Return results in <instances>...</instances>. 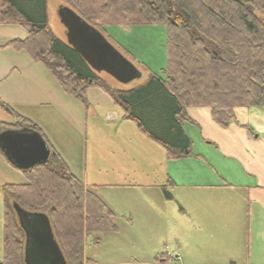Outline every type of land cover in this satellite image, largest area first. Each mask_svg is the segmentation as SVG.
Listing matches in <instances>:
<instances>
[{"label": "trees", "instance_id": "obj_1", "mask_svg": "<svg viewBox=\"0 0 264 264\" xmlns=\"http://www.w3.org/2000/svg\"><path fill=\"white\" fill-rule=\"evenodd\" d=\"M63 1L101 34L110 26L163 25L166 66L160 76L150 73L127 90L107 88L66 42L50 34L47 0H0V25H16L27 33L7 46L44 62L61 89L74 97L101 89L123 111V119L165 148L169 159L191 155L182 130L185 109L208 108L221 127L236 123V109H264V0ZM20 123L17 129L38 133L26 119ZM48 147V162L21 171L26 183L5 185L4 196L27 212L45 210L67 264L88 263L86 237L116 231L114 216ZM10 208L4 205L0 264H24V233Z\"/></svg>", "mask_w": 264, "mask_h": 264}, {"label": "rangeland", "instance_id": "obj_2", "mask_svg": "<svg viewBox=\"0 0 264 264\" xmlns=\"http://www.w3.org/2000/svg\"><path fill=\"white\" fill-rule=\"evenodd\" d=\"M46 3L48 31L57 39L66 42L65 30L57 16L58 8L67 6L66 2L47 0ZM15 30L14 36H11L13 38H20L26 34V31L19 26ZM102 34L142 75L140 81L123 85L105 73L96 74L107 88L112 91L127 90L143 83L150 73L160 76L166 66L163 25L110 26L106 27ZM5 54L9 56L10 63L12 62L17 68H22L26 74L24 77L26 84L23 82L20 87H16V94L6 85V81L0 87V97L14 99L19 105L18 111L25 115L21 117L19 112L13 109L15 122L20 123V118L24 117L23 119L35 126L48 146L68 165L70 173L83 180L85 187L89 190L93 189L90 181L92 176L96 175L95 168L104 169L102 159L107 152V146L111 144L114 147L116 142L120 146L118 141L120 137L127 143V158L137 152L138 148L134 151L133 143L129 141L131 133H123L119 129L116 131V128L111 130L112 124L105 121L106 109L118 106L112 100L110 101L109 96L101 89H89L81 98L74 97L61 89L54 74L44 62H34L24 50H16L14 47L7 49ZM3 89L8 94L3 92ZM21 96L28 97V100L21 101ZM136 143L134 141L135 145ZM118 151L120 152L119 149ZM98 175L99 181H104V172L101 171ZM7 183L22 185L26 183V180L21 171L6 168L0 157V259L2 258L4 205L9 208L12 205L11 198L3 195V187ZM103 192L101 190L100 193ZM197 193H194L195 197L198 196ZM131 194L133 200L142 199L141 194L136 195V190ZM180 194L182 192L179 194L177 192L178 196ZM110 197L118 199L117 196ZM162 197L160 202L155 199L149 201L156 202L152 206L156 212L145 209V206L138 202L131 206L133 224L127 222L121 212H118L119 214L113 215L116 231L95 232L88 235L84 242L83 255L89 262L83 264H162L161 258L168 260V264H229L231 262L264 264V237L259 236L258 233L252 236L251 250L248 254L244 246L236 250L229 248L230 245L226 243L231 237L227 234L223 236L224 233H221L220 237L210 236L209 232H200L193 226L185 231L177 230L178 226L172 223L171 214L168 216L165 212L168 210L177 218L178 205L172 203L175 205V212H171L169 203H166L168 207L163 206V200L169 202L171 199L165 196V192H162ZM225 199L227 200V197ZM41 212L47 214L45 210ZM178 224L179 226L182 224L181 227L189 226L188 224L184 226V222H178ZM220 240L225 242V248L219 246ZM177 256L180 257L179 260L175 259Z\"/></svg>", "mask_w": 264, "mask_h": 264}, {"label": "crops", "instance_id": "obj_3", "mask_svg": "<svg viewBox=\"0 0 264 264\" xmlns=\"http://www.w3.org/2000/svg\"><path fill=\"white\" fill-rule=\"evenodd\" d=\"M16 27L0 25V87L6 81L15 94L16 87L25 81L26 74L22 68L10 63L5 51L11 47L7 46L9 42L22 41L27 37V33L20 38L11 37L16 33ZM2 91L6 92L5 89ZM25 100L28 97L21 96V101ZM18 106L11 97H0V132L22 129L15 127L17 123L13 111L25 117L18 111ZM235 117L236 123L221 127L212 120L208 108L185 109L182 130L191 142V155L182 159H169L165 148L146 138L133 122L123 119L120 108H107L104 119L112 124L111 130L116 128V131L119 129L120 132L131 133L129 141L133 143L132 149L138 150L127 158L128 146L120 137V146L117 142L114 147L111 144L107 146L102 159L104 169L95 168L96 175L90 181L93 189L89 191L113 215L121 212L130 223L134 221L131 206L138 202L145 209L156 212L152 208L156 202L149 201L155 199L160 202L162 192H166L171 200H163L164 208L169 203L171 212H175L172 203L178 205L177 218L168 210L165 212L168 216L171 214L172 223L178 226L177 230L185 231L193 226L200 232H209L210 236L220 237L224 233L223 236L227 234L231 237L226 243L230 245L229 248L236 250L244 246L249 254L252 236L258 233L264 237V109H236ZM0 157L6 168L14 169L2 152ZM101 171L105 175L104 181H99L98 174ZM101 190L104 191L102 194ZM135 190L136 195L142 196L140 201L133 200L131 192ZM177 192L182 194L178 196ZM194 193L198 196L195 197ZM111 195L118 199L111 198ZM178 222L189 226L181 227L182 224L179 226ZM219 242V246L225 248V242ZM175 259L179 260L180 257ZM160 261L168 264L166 259L161 258Z\"/></svg>", "mask_w": 264, "mask_h": 264}, {"label": "water", "instance_id": "obj_4", "mask_svg": "<svg viewBox=\"0 0 264 264\" xmlns=\"http://www.w3.org/2000/svg\"><path fill=\"white\" fill-rule=\"evenodd\" d=\"M57 16L65 30L66 44L94 73H105L123 85L140 81V71L96 28L66 6L58 8ZM0 152L19 171L44 165L51 157L50 149L43 138L28 128L1 131ZM11 206L25 237L24 264H67L54 238L48 216L41 211L27 212L16 203Z\"/></svg>", "mask_w": 264, "mask_h": 264}]
</instances>
